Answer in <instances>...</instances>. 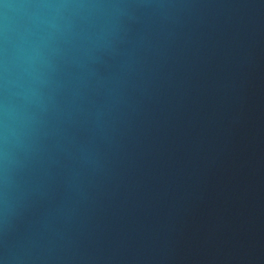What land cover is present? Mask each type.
Segmentation results:
<instances>
[{"label":"water","instance_id":"water-1","mask_svg":"<svg viewBox=\"0 0 264 264\" xmlns=\"http://www.w3.org/2000/svg\"><path fill=\"white\" fill-rule=\"evenodd\" d=\"M0 264H264V0H0Z\"/></svg>","mask_w":264,"mask_h":264}]
</instances>
